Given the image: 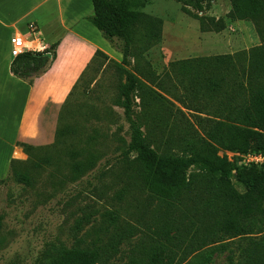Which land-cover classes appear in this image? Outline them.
Listing matches in <instances>:
<instances>
[{
    "label": "trees",
    "instance_id": "1",
    "mask_svg": "<svg viewBox=\"0 0 264 264\" xmlns=\"http://www.w3.org/2000/svg\"><path fill=\"white\" fill-rule=\"evenodd\" d=\"M91 1V24L111 44L120 43L121 63L127 65L133 32L142 25L143 14L132 8L133 0ZM173 1L190 6L197 12L209 7L204 6L205 0ZM227 16L233 20L253 22L260 45L242 54L244 65L232 68L231 75L211 76L200 69L205 67L204 61L227 64L239 55L184 63H194L198 70L192 77L196 86H182V89L194 91L192 97L195 98L196 92L203 87L197 84L204 85L205 90L215 96L216 113L208 115L198 111L194 116V127L190 122H183V131L173 150H161L144 129L147 108H143V104L147 96L155 103L174 105L146 88L134 73L116 64L117 73L125 77L119 93L123 116L129 125V142L120 161L122 164L133 163L138 168L142 186L156 206L151 230L156 237L154 247L142 258L130 259L129 264H207L215 248L210 251L204 249L224 240L244 238L248 241L244 245L239 244L240 264H264V235L258 240L248 237L254 232L264 233V165L237 163L241 160L240 155L264 153V0H230ZM152 21L149 20L150 24ZM199 28L202 32H220L225 29V22L220 18H199ZM148 32L152 36L157 35L150 28ZM97 58L104 59L103 66L111 62L101 51L95 52L62 104L53 144L40 147L17 144L27 156L22 169H18L19 161L10 162L11 174L18 182L31 186L45 171L52 175L65 167L74 175H84L96 166V154L86 157L84 149H77L72 144L74 137L85 145L95 143V129L88 135L84 128L72 126L67 122L65 106L83 74ZM54 59L55 45H52L43 52H28L15 57L10 69L31 85L34 78L46 72ZM166 93L170 94L168 89ZM135 97L142 106L139 110L132 108ZM176 101L188 108L182 94ZM159 113V119L181 116L179 120H183V112L176 108H163ZM201 114L206 116L201 117ZM219 152L235 153L237 157L235 161H229L226 154L219 156ZM131 154H134L133 158ZM232 171L235 172V181L244 189L242 193L233 187ZM1 226L0 218V230ZM104 256L99 248L84 247L75 241L70 247L51 246L45 250L43 264H104Z\"/></svg>",
    "mask_w": 264,
    "mask_h": 264
},
{
    "label": "rangeland",
    "instance_id": "2",
    "mask_svg": "<svg viewBox=\"0 0 264 264\" xmlns=\"http://www.w3.org/2000/svg\"><path fill=\"white\" fill-rule=\"evenodd\" d=\"M206 5L209 7L197 12L173 0H133L132 8L144 17L142 25L133 32L127 65L121 63L120 43L111 44L106 40L91 24V17L84 20L110 45L112 50L108 58L111 62L103 66L104 59L97 58L89 66L69 98L65 112L67 122L72 126L84 128L88 135L95 129V143L85 145L74 137L72 144L77 149H84L86 157L96 154V166L84 175H74L65 167L52 175L45 171L31 186L18 182L11 171L0 178V264H43L45 250L51 246L70 247L75 241L84 247L99 248L105 254L104 264H129L130 259L142 258L154 247L156 237L151 230L156 206L142 186L138 168L133 163L122 164L120 161L129 142V125L120 105L119 86L125 82V77L117 73L116 64L134 73L146 88L174 105H161L147 96L143 104V108H147L144 129L161 150H173L183 131V122H190L194 127V116L198 111L208 115L216 113L215 96L207 92L204 85L197 84L203 87L196 92L195 98L192 97L194 91L182 89V86H196L192 77L198 70L194 63H184L239 55L227 64L209 60L202 63L204 68L197 66L211 76L231 75L232 68L244 65L242 54L260 45L253 22L228 18L230 0H205ZM205 17L223 19L225 29L202 32L199 18ZM150 19L153 20L151 24ZM148 28L157 35L152 36ZM179 94L188 108L176 101ZM61 108L62 105L54 124L53 141L40 146L53 144ZM132 108H142L137 97ZM163 108L181 110L183 120H179L181 116L159 119V110ZM205 116L201 114V117ZM223 153L229 161H235L237 157L231 152H219L218 155ZM19 162L18 169H22L27 156ZM234 174L232 171L230 175L233 187L242 193L244 189L235 181ZM262 235L264 233L254 232L248 237L258 240ZM247 239L224 240L207 247L203 251L215 248L207 264H240L239 244L244 245Z\"/></svg>",
    "mask_w": 264,
    "mask_h": 264
},
{
    "label": "crops",
    "instance_id": "3",
    "mask_svg": "<svg viewBox=\"0 0 264 264\" xmlns=\"http://www.w3.org/2000/svg\"><path fill=\"white\" fill-rule=\"evenodd\" d=\"M92 15L91 0H0V178L8 174L12 160L26 158L18 143L53 141L57 113L95 52L111 56L110 45L84 21ZM30 23L37 27L32 43ZM16 36L26 45H55L51 66L31 85L10 69Z\"/></svg>",
    "mask_w": 264,
    "mask_h": 264
},
{
    "label": "built area",
    "instance_id": "4",
    "mask_svg": "<svg viewBox=\"0 0 264 264\" xmlns=\"http://www.w3.org/2000/svg\"><path fill=\"white\" fill-rule=\"evenodd\" d=\"M27 36L29 38V42L32 43L33 41L37 40V27L35 24L30 23L27 26ZM11 50L10 54L12 57H18L21 54L28 53V52H43L48 48L44 47H37L33 45H26V40L23 39L21 36H16L11 40ZM241 158L239 161L241 164L249 165H264V153H248L245 155L238 156Z\"/></svg>",
    "mask_w": 264,
    "mask_h": 264
}]
</instances>
